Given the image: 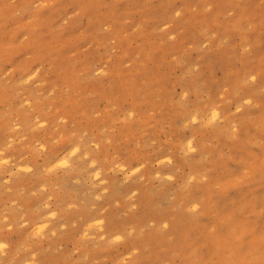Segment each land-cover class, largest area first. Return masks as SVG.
<instances>
[{"label":"rangeland","instance_id":"374dc122","mask_svg":"<svg viewBox=\"0 0 264 264\" xmlns=\"http://www.w3.org/2000/svg\"><path fill=\"white\" fill-rule=\"evenodd\" d=\"M0 264H264V0H0Z\"/></svg>","mask_w":264,"mask_h":264}]
</instances>
